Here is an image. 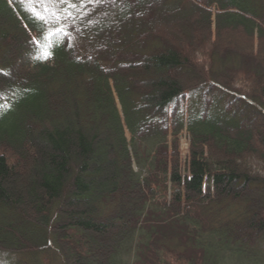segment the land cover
<instances>
[{"label":"trees","instance_id":"16d2710c","mask_svg":"<svg viewBox=\"0 0 264 264\" xmlns=\"http://www.w3.org/2000/svg\"><path fill=\"white\" fill-rule=\"evenodd\" d=\"M0 253L264 264V0H0Z\"/></svg>","mask_w":264,"mask_h":264},{"label":"rangeland","instance_id":"374dc122","mask_svg":"<svg viewBox=\"0 0 264 264\" xmlns=\"http://www.w3.org/2000/svg\"><path fill=\"white\" fill-rule=\"evenodd\" d=\"M188 135L186 133V131L183 132L182 134V139H181V151H182V156L185 157L187 150H188ZM199 212V209L196 210V212ZM133 247H130V250H128V253L125 255L126 259H131L132 255H133ZM50 254V253H49ZM49 254H46V257L48 258L47 262H49V264H62L61 259L56 257H52V259L50 257H48ZM10 255H7L5 253H0V262H6L9 261L8 259L10 258ZM235 261L236 257H232ZM233 261V262H234ZM232 262V263H233ZM223 263V262H222ZM227 264H231L230 263V259L227 258L226 262Z\"/></svg>","mask_w":264,"mask_h":264},{"label":"snow or ice","instance_id":"6c2138e0","mask_svg":"<svg viewBox=\"0 0 264 264\" xmlns=\"http://www.w3.org/2000/svg\"><path fill=\"white\" fill-rule=\"evenodd\" d=\"M50 2H60V0H50ZM66 2V0H65ZM76 5H73V7H75Z\"/></svg>","mask_w":264,"mask_h":264},{"label":"bare ground","instance_id":"6f19581e","mask_svg":"<svg viewBox=\"0 0 264 264\" xmlns=\"http://www.w3.org/2000/svg\"><path fill=\"white\" fill-rule=\"evenodd\" d=\"M215 12V10H213Z\"/></svg>","mask_w":264,"mask_h":264}]
</instances>
